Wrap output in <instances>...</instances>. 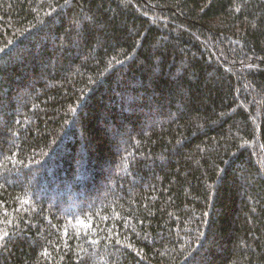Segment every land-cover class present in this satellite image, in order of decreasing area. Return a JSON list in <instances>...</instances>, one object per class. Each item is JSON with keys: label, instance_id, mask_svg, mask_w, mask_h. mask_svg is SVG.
Here are the masks:
<instances>
[{"label": "trees", "instance_id": "obj_1", "mask_svg": "<svg viewBox=\"0 0 264 264\" xmlns=\"http://www.w3.org/2000/svg\"><path fill=\"white\" fill-rule=\"evenodd\" d=\"M0 264H264V0H0Z\"/></svg>", "mask_w": 264, "mask_h": 264}]
</instances>
